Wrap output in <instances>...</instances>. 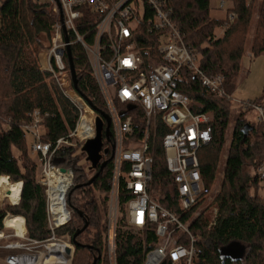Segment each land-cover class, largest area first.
<instances>
[{"label": "trees", "instance_id": "trees-1", "mask_svg": "<svg viewBox=\"0 0 264 264\" xmlns=\"http://www.w3.org/2000/svg\"><path fill=\"white\" fill-rule=\"evenodd\" d=\"M211 0H166L172 10V18L183 33L184 43L199 57V65L208 76L223 75L228 95L236 87L241 72V59L246 50V40L254 9L258 0H225L232 3V20L211 17ZM56 17L48 5L33 0H1L0 2V178L7 176L12 183H21L17 205L0 209V230L6 213L21 216L26 221L28 238L44 241L51 236L46 217L44 188L37 181L38 164L28 150L27 135L23 125L32 122L37 111L43 119L42 140L55 142L66 137L76 126L79 118L77 107L58 85L52 73L41 69L39 55L51 47L52 26ZM223 29L221 37L216 30ZM140 31L142 47L157 46V36ZM77 76V89L95 113H107L98 86L92 74L87 54L79 44L70 47ZM264 53V0H259L258 17L251 44L250 55ZM145 61H148L145 57ZM66 65L69 64L67 58ZM71 75V74H70ZM180 90L192 98L196 113L212 116V139L200 153V172L207 187H211L218 173V165L229 127L231 102L211 93L202 86L199 78L184 69ZM264 102L261 98L250 101ZM248 111V110H247ZM241 109L240 115L245 112ZM239 117L235 124L228 157L224 167L222 191L216 199L219 216L209 228L208 218L197 219L192 229L199 236V248L203 264H264V197L259 190L260 180L256 168L264 160V131L246 119ZM141 130V122H137ZM253 130L245 137L244 128ZM167 129L159 124V131L151 139L154 156L156 185L161 184L157 194L160 203L174 209L175 199L170 195L172 179L169 175L162 149V139ZM105 145H108L107 143ZM40 156V155H39ZM75 152L62 148L53 163L62 168H72L73 185L67 194L71 221L56 231L57 235L73 238L78 229L89 222L88 228L77 237L72 264H106L105 234L107 231V202L111 178V155L104 158L107 166L97 175L91 185L84 168L77 169L73 161ZM76 174V175H75ZM157 189V188H156ZM158 191V189H157ZM98 193L96 196L94 193ZM128 196L121 197L124 212ZM4 201L0 193V202ZM177 210V209H175ZM82 213V215H81ZM92 233L91 242L84 243L82 235ZM152 244L155 235L149 236ZM238 243L245 248L242 259L234 261L223 256L225 247ZM91 248H88V246ZM117 264H142L144 258L143 237L131 233L122 214L116 227ZM89 257L90 260L89 261Z\"/></svg>", "mask_w": 264, "mask_h": 264}, {"label": "built area", "instance_id": "built-area-1", "mask_svg": "<svg viewBox=\"0 0 264 264\" xmlns=\"http://www.w3.org/2000/svg\"><path fill=\"white\" fill-rule=\"evenodd\" d=\"M33 2L50 6L56 17L51 47L41 56V69L53 74L79 112L75 128L55 142L42 140L43 119L39 112L32 114L31 123L23 125L24 131L35 140L33 151L40 155L39 184L45 187L46 217L51 232L49 239L44 241L46 251L51 243H64L66 247L62 256L70 259L69 264L75 251L72 242L66 243L56 236V231L71 221L67 194L74 175L70 168L61 172L62 167L55 165L53 159L65 146H74L71 140L75 139L81 148L96 136L98 114L94 115L92 106L74 89L65 62L66 48L79 44L87 54L110 118L111 137L109 141L104 137V149H109L112 161L105 236L107 263L117 264L116 227L123 214L128 230L143 237L142 264H203L200 238L192 225L201 218L203 207L213 205L209 228L216 224L219 216L215 205L217 195H214L213 184L206 186L199 160L201 149L212 139V116L194 111L196 102L181 92L180 81L183 70L187 69L199 78L203 87L231 102L232 96L225 90V77L208 76L202 71L198 55L184 43L183 33L174 22L166 0ZM225 5V0H221L218 8L224 9ZM231 8L227 9L230 20L234 18ZM143 26L147 33L157 36L156 47L140 45ZM240 104L244 111L254 109L257 112L259 126L264 131V102ZM159 124L167 129L161 145L172 179L169 191L175 199L174 209L160 203L157 196L162 185H156L151 139L158 134ZM255 174L263 183L264 160ZM64 177L68 181L65 189L61 185ZM123 193L128 200L122 213ZM3 226L6 227L4 221ZM12 230L13 237L24 239L27 244L20 241L0 244V250L8 251L5 263L27 264L25 257L28 256L39 257L41 261L40 252L31 255L22 250L31 252L43 242L32 240L25 233L18 236ZM152 233L157 239L155 244L149 241ZM9 237L0 230V242ZM67 247L72 249L71 255L66 253Z\"/></svg>", "mask_w": 264, "mask_h": 264}, {"label": "rangeland", "instance_id": "rangeland-1", "mask_svg": "<svg viewBox=\"0 0 264 264\" xmlns=\"http://www.w3.org/2000/svg\"><path fill=\"white\" fill-rule=\"evenodd\" d=\"M220 2H221V0H211L210 1V7H211L210 14H211V17H213V18L225 19L227 17V9L231 8L232 3L225 1L226 2L225 8L219 9L218 7H219ZM258 8H259V0L256 3V8L254 9L251 25L249 28L248 37L246 40V50H245L244 55L241 59V72L236 79V87H235V90L232 92V95H231L232 100H231V111H230V115H229V127H228L227 132H226L225 144H224L222 154L220 157V161H219V165H218V173H217V176H216V178L213 182V186H212L213 191H214V195H217L216 197H218V195H220V193L222 191V182H223V178H224L225 162H226L227 157H228L229 147H230L231 140H232V133H233L235 124L237 122V119L239 117H242L241 119L244 118L248 122L253 124L257 128L256 129L257 131H261V127L259 126V122H258V114L254 109H249L247 112H245L244 116L240 115V112L242 109L240 103L248 102V101H254L256 99L261 98L263 95V90H264V53L260 54L258 56H251L250 55L251 44H252V40L254 37L255 27H256V22H257V17H258ZM216 33H217V37H221L224 33V30L218 29V30H216ZM46 51L41 52V54L39 55L40 63H41V59H42L41 56ZM94 115L97 116V114H95V113H94ZM34 142H35V140H34L33 136L28 134L27 135L28 150H29V153L32 156V158L38 164V168L36 171H37V181L39 183V173H40L39 169H40L41 163H40L39 154L34 152L32 149ZM70 143H72L74 145L72 148L70 146H65V147L71 148L75 152V159L73 161L74 166L77 169H80L81 167L84 168L85 175L88 177V179L91 180L93 178V174L95 171L89 169L90 163L85 161L86 155L81 152V148H79V145L75 139L71 140ZM70 169H72V168H70ZM72 171H73V169H72ZM73 175H74V172H73ZM1 180H2L1 181L2 188L4 187L3 186L4 183H7V187H5L6 190L11 191L14 188V191H16V192H14V191L11 192V194H15L13 196V198L16 197L17 195L18 196L20 195V191H19L20 190L19 188L21 185L20 182L19 183H12L10 180H8L7 177H2ZM43 188H44V194H45V187H43ZM217 190H219V193L216 194ZM94 194L96 196H98V193L95 192ZM259 194L261 197H264V182L261 183ZM13 200L15 203L11 202L9 200H4V201L0 202V209L6 210L7 207H9V206L17 205L19 199H18V201L15 198ZM45 200H46V197H45ZM108 202H107V209L109 207ZM215 205H216V203H215ZM212 207H213V205L209 206V207L201 208L202 209L201 210V212H202L201 218L205 217V218H208L209 221H211ZM8 214L10 215L11 213L7 212L6 216ZM24 223H25L24 224L25 234L28 237L26 221ZM1 231L5 232L6 236L9 235L11 237L5 238L4 240H2L0 242V244L5 245V244H8L12 241H20L22 243L27 244V241H25L24 239H21V238L19 239L17 237H13L14 231L12 230V228H7V227L3 226V229ZM106 233H107V231H106ZM91 236H92V233L82 235V241L84 243H90L91 242L90 241ZM105 236H106V234H105ZM57 238L62 240V241H65L66 243L72 242L71 238L67 235H57ZM46 240H44V241H46ZM44 241H41L43 243H41L39 245V247H37V248H34L35 245H29V247L34 248L31 250V252L25 251V250H22V252H26V253H29L31 255H34V254L36 255V254H38V252H40L41 256H42L40 264H43L45 253L48 251V249L46 251V247L44 246L45 245ZM72 246H74V245H72ZM74 248H75V246H74ZM1 251H7V250L2 249V250H0V252ZM2 253H4V252H2ZM48 254L49 253L47 252L46 257L48 256ZM261 259L264 261V254H263V257ZM89 261H91L90 257H89ZM0 264H2V263H0ZM106 264H108V263L106 262Z\"/></svg>", "mask_w": 264, "mask_h": 264}, {"label": "water", "instance_id": "water-1", "mask_svg": "<svg viewBox=\"0 0 264 264\" xmlns=\"http://www.w3.org/2000/svg\"><path fill=\"white\" fill-rule=\"evenodd\" d=\"M66 42H69V39L67 37H66ZM66 55L69 64V71L71 74L73 87L74 89H77V76L71 55L70 46L66 48ZM88 103L89 105H91L90 102ZM252 130H253L252 126L247 124L244 128L245 137L247 136L248 132ZM104 137L107 139V141H109L111 137L110 118L107 114L102 113L101 115H98L96 117V136L93 139L88 140L81 147V152L86 155L85 161L90 163L89 169L94 171L98 170V174L102 173V171L107 166V161H103V158L109 155V149L108 148L104 149ZM61 172L63 173L66 172V169L61 168ZM97 175H95L87 184L91 185L95 180V178L97 177ZM88 226H89V222H86L83 228L78 229L76 231V233L72 238L73 245H79L77 241V237L81 235L88 228ZM87 246L88 248H91V246L89 245ZM66 253L68 255H71L72 249L67 247ZM244 255H245V248L238 243H232L227 247H225L223 250V256L225 258H230L234 261L242 259ZM98 259H100V256L94 258L93 264H96Z\"/></svg>", "mask_w": 264, "mask_h": 264}, {"label": "bare ground", "instance_id": "bare-ground-1", "mask_svg": "<svg viewBox=\"0 0 264 264\" xmlns=\"http://www.w3.org/2000/svg\"><path fill=\"white\" fill-rule=\"evenodd\" d=\"M62 187L65 189L68 186V181L62 178ZM4 225L7 228H12L17 232L18 236H23L25 233L24 218L21 216L8 215L4 220ZM66 245L64 243H51L47 246L48 256L45 257L43 264H69V260H66L62 256V252L65 250ZM27 264H40L39 257H25Z\"/></svg>", "mask_w": 264, "mask_h": 264}, {"label": "crops", "instance_id": "crops-1", "mask_svg": "<svg viewBox=\"0 0 264 264\" xmlns=\"http://www.w3.org/2000/svg\"><path fill=\"white\" fill-rule=\"evenodd\" d=\"M2 177H6V176H2ZM1 177V178H2ZM1 179H0V193L2 194V197H3V199L4 200H9V201H11V202H14V198L18 201V199H19V197H20V195L18 196H16V197H14L13 198V196L15 195V194H11V192H13L14 191V188L11 190V191H9V190H6V188L5 187H7V183H4L3 184V188H2V186H1ZM7 182V181H6ZM20 190L19 191H21V185H20V188H19ZM17 190V189H16ZM14 192H16V191H14ZM7 198V199H6ZM15 203V202H14ZM2 252H4V253H2ZM8 254V252L7 251H1L0 252V263H2V264H6L5 263V260H4V258H5V256Z\"/></svg>", "mask_w": 264, "mask_h": 264}]
</instances>
